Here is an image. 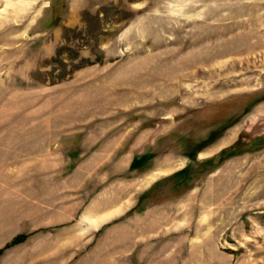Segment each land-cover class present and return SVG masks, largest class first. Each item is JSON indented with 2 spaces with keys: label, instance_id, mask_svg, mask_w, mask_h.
I'll return each instance as SVG.
<instances>
[{
  "label": "rangeland",
  "instance_id": "374dc122",
  "mask_svg": "<svg viewBox=\"0 0 264 264\" xmlns=\"http://www.w3.org/2000/svg\"><path fill=\"white\" fill-rule=\"evenodd\" d=\"M1 249L264 264V0H0Z\"/></svg>",
  "mask_w": 264,
  "mask_h": 264
},
{
  "label": "trees",
  "instance_id": "16d2710c",
  "mask_svg": "<svg viewBox=\"0 0 264 264\" xmlns=\"http://www.w3.org/2000/svg\"><path fill=\"white\" fill-rule=\"evenodd\" d=\"M24 239V236H22V237H16V238H14L8 245L10 246V245H13V244H16V243H18V242H21L22 240ZM7 245V246H8ZM3 250L1 249L0 250V254H1V252H2Z\"/></svg>",
  "mask_w": 264,
  "mask_h": 264
}]
</instances>
